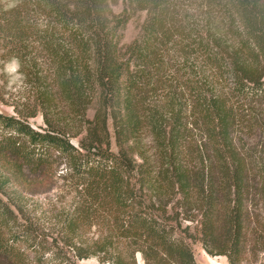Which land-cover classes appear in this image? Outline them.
Listing matches in <instances>:
<instances>
[{
  "label": "trees",
  "instance_id": "1",
  "mask_svg": "<svg viewBox=\"0 0 264 264\" xmlns=\"http://www.w3.org/2000/svg\"><path fill=\"white\" fill-rule=\"evenodd\" d=\"M122 1L31 0L38 25L0 12V59L44 123L0 114V160L16 182L63 160L73 181L50 241L0 199V264H195L188 238L239 264L248 233L264 252V0Z\"/></svg>",
  "mask_w": 264,
  "mask_h": 264
},
{
  "label": "rangeland",
  "instance_id": "2",
  "mask_svg": "<svg viewBox=\"0 0 264 264\" xmlns=\"http://www.w3.org/2000/svg\"><path fill=\"white\" fill-rule=\"evenodd\" d=\"M108 7L113 16L120 14L124 9L128 11L125 2L122 0H109ZM6 10H8L9 20L12 19L15 12L18 13L21 20L25 22L23 23L24 26L27 22V24L36 23V25L41 24V20L44 22V16L33 11L31 0H0V12ZM129 17L120 32V44L123 46L136 37L144 13L130 12ZM26 34L24 39V46H27L26 51L33 53V56L30 54L31 57L35 58V62L39 67H42L45 57L42 53H39L38 47L32 43L30 34ZM12 60L4 61L0 59V114L16 116L19 119L25 118L32 129L41 131L44 128L41 114L43 107H37L35 104L33 85L30 78L27 75L24 77L19 67L15 71L9 68ZM43 67L42 69H44ZM92 108L89 107L87 111L88 117L92 115ZM60 109L61 107H54L52 109L53 114L58 113L56 112L58 110L61 112ZM29 115L31 116L28 117ZM57 117H59L58 119L63 118V116L58 115ZM0 134L2 133L0 132ZM111 149H114L112 143ZM24 174L23 179L25 180L16 182L10 175L7 162L0 160V199L12 209H15V207L20 209L21 214H17L18 217L30 220L39 232L46 237V241L57 238L59 236L60 217L70 201L73 187L72 179L65 172L63 160H57L53 165V170L39 179H33L31 175H27L25 172ZM4 179H7V181L5 184H1ZM192 227L193 225H190V228ZM93 233L94 228H91L84 231L83 236L89 238ZM187 243L190 245L195 264H227L223 256L207 255L196 239L188 238ZM259 248L255 245L252 235L248 233L239 264H264V252ZM135 260L137 264L142 263L138 254H135ZM75 264L103 263H99L96 257H89L75 260Z\"/></svg>",
  "mask_w": 264,
  "mask_h": 264
},
{
  "label": "clouds",
  "instance_id": "3",
  "mask_svg": "<svg viewBox=\"0 0 264 264\" xmlns=\"http://www.w3.org/2000/svg\"><path fill=\"white\" fill-rule=\"evenodd\" d=\"M19 67V63L17 60L13 59L11 64L9 65V68L12 70V71H15L17 68Z\"/></svg>",
  "mask_w": 264,
  "mask_h": 264
}]
</instances>
